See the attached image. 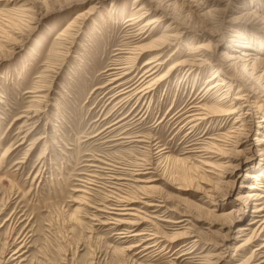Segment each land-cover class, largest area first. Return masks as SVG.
<instances>
[{
	"label": "rangeland",
	"instance_id": "rangeland-1",
	"mask_svg": "<svg viewBox=\"0 0 264 264\" xmlns=\"http://www.w3.org/2000/svg\"><path fill=\"white\" fill-rule=\"evenodd\" d=\"M202 41L210 53L191 54ZM152 58L156 80L203 64L143 94ZM262 71L264 0H0V264L247 261L260 241L235 251L253 214L238 200L264 186ZM197 105L236 112L193 123Z\"/></svg>",
	"mask_w": 264,
	"mask_h": 264
},
{
	"label": "bare ground",
	"instance_id": "bare-ground-1",
	"mask_svg": "<svg viewBox=\"0 0 264 264\" xmlns=\"http://www.w3.org/2000/svg\"><path fill=\"white\" fill-rule=\"evenodd\" d=\"M138 0H136L137 2ZM142 9V8H141ZM135 15H138V14H135ZM140 16H133V18L129 19L128 22H132L131 25L135 24L136 22H138L139 20L141 21V17L142 15L139 14ZM149 21V20H148ZM153 21V19L151 20ZM160 20H154L153 22H149L147 24H145L143 26L144 29H148L150 25H152L153 23L155 22H158L159 23ZM143 30V29H142ZM147 31V30H146ZM175 40L177 41V37L175 35H170V36H165V37H162L156 41H153L151 45L147 46V48H136L134 49V55H138L139 53H143L144 51H160L162 49H164L165 47H168V46H173L172 43L175 42ZM130 48V47H129ZM147 49V50H146ZM192 52L191 54H209L210 51H211V43L210 41H202V43H199V44H196L192 47L189 48ZM202 56V57H205V56ZM243 55V54H242ZM195 60V59H194ZM203 60V59H202ZM202 60L199 58V59H196L195 61H182V62H178V63H174V65H172L170 68H168L167 70V74H169L170 72H174L176 70H178L179 68H184V67H188V70L190 71V69H193V68H197V67H201L203 62ZM159 61V58H152L150 60H147L145 63H144V67L146 68H149L150 66H152L149 70V71H145V73L135 82V88L136 87H139V89L141 88V92L140 93H148V90L152 87V86H156L157 83H159L160 81H164V79L167 78V74L166 76H159L157 77V80L155 78H153L152 75H154L156 73V68H159L162 64ZM198 62V63H197ZM207 63V62H206ZM205 63V64H206ZM208 64V63H207ZM129 66V65H128ZM143 67V66H142ZM116 70V69H114ZM119 70V69H118ZM134 71V70H133ZM218 72H214L213 76L207 80V83L210 84L208 86V90L210 91H213V94L217 93L220 91L221 88H223L225 86V84L223 83H220L217 84L215 83V80L217 78H219L220 76L217 74ZM118 75V74H116ZM127 75L126 74H123L119 73V78L121 79V77ZM156 75V74H155ZM152 76V77H151ZM264 76V71H262V74L260 75V78L262 77L263 78ZM113 77V76H112ZM126 77V76H125ZM118 77L116 79H119ZM151 78V79H150ZM115 79V80H116ZM150 79V80H149ZM132 80V79H130ZM240 88V87H239ZM131 90L132 87L130 86V88H127L125 89L124 92L121 93V95H125V94H129L131 93ZM135 90V89H134ZM139 91V90H138ZM37 92V91H36ZM202 92V91H201ZM239 92V91H238ZM34 93V92H33ZM139 93V94H140ZM150 93V92H149ZM138 94V93H137ZM136 94V95H137ZM126 95V96H127ZM141 95V94H140ZM134 96V95H133ZM43 98V97H42ZM234 100L236 101H240V100H243L242 97L240 96H235L233 98ZM41 100V99H40ZM130 100V99H129ZM35 102V101H34ZM40 102V101H39ZM246 102V101H245ZM193 107V106H192ZM191 107V108H192ZM205 107V106H204ZM243 107V106H242ZM241 107V108H242ZM220 108V107H219ZM251 108H256V106H251ZM220 109H223V108H220ZM220 109H216L214 111H212V109L210 108H203V106H194L192 108L191 111H189L191 113V115L189 116V120L190 122H199L200 121H204L210 117H213V116H226V115H231L233 113L236 112V110H233V108L231 107H228V109H225L224 111L220 110ZM187 111V112H188ZM189 113V114H190ZM249 113V112H248ZM246 113L247 115H251V114H248ZM242 115V114H241ZM239 117L236 118L235 121H233L234 123L238 122ZM261 123L264 122V119H262L260 121ZM259 122V123H260ZM119 124V123H118ZM193 126V124H192ZM116 128V127H115ZM193 128V127H192ZM105 129V128H104ZM110 131V130H109ZM227 136V135H225ZM230 138V137H228ZM124 139V138H123ZM125 140V139H124ZM127 140V139H126ZM140 140V139H139ZM259 141V139H257ZM145 141V140H144ZM217 141V140H216ZM220 141V140H219ZM225 142V141H224ZM223 142V143H224ZM138 143V142H137ZM260 144H256V145H263L264 144V140L263 139H260ZM226 144V142H225ZM206 145V144H205ZM212 145V144H210ZM224 146V145H223ZM207 147V146H206ZM214 147V146H213ZM201 149V148H200ZM207 153H210L212 154L211 152V149L209 150H206ZM205 152V153H206ZM214 152V151H213ZM204 153V154H205ZM215 154V153H214ZM260 156L262 158H264V149L263 151L260 153ZM137 165V164H136ZM134 167V166H133ZM136 167V166H135ZM143 168V167H142ZM125 171V170H124ZM138 171V170H137ZM141 171V170H140ZM134 172V170H133ZM138 173V172H137ZM146 173V172H145ZM135 174V173H134ZM140 174V173H139ZM144 174V172H143ZM137 175V174H136ZM145 175V174H144ZM141 176V175H140ZM139 177V176H138ZM250 178L254 179L256 182L259 181V177H255L254 174L250 176ZM135 181V180H134ZM143 183H146V182H143ZM264 186L261 185V182H257V183H253V184H249L248 186H246V189L248 190V193L246 195H244V197H240V200L238 201H241V202H244L246 203L247 201H249V203H251L253 201V209H252V219L250 222H248L246 225H244L243 227H240V229L238 228L237 229V233H239V237H244V236H247V232L249 231L250 232V235L247 236L248 238H245V240L243 242H240V244H238L236 247H235V251L239 252V253H242L243 251L246 250V248H248L249 246H251L253 243H255L256 241H260V244L258 245L257 248H255L250 257L248 258L247 261H243L241 264H251V260H253L254 258L256 257H259V255L263 254L264 253V195H261V194H258V191L263 188ZM151 187L149 186V189ZM143 189V188H142ZM145 189V187H144ZM143 189V190H144ZM148 189V187H147ZM263 190V189H262ZM144 192V191H143ZM144 196V195H143ZM129 198V197H128ZM136 199V198H135ZM148 199V198H147ZM144 200V199H143ZM140 202V201H139ZM121 203V202H120ZM124 203V202H122ZM146 203V202H145ZM129 204V203H128ZM131 204V203H130ZM152 204V203H151ZM133 205V204H132ZM155 205V204H153ZM121 206V205H120ZM145 206V205H144ZM149 206V205H148ZM152 207V206H151ZM108 209V208H107ZM129 209V208H128ZM132 210V209H131ZM121 211V209H120ZM124 211V210H123ZM230 212H235V210L233 209L232 211ZM125 214V213H124ZM186 221V220H185ZM122 223V222H120ZM255 225V229L252 230L251 229V226ZM250 227V228H248ZM151 235V234H150ZM240 241V240H239ZM19 253L16 252L14 255H17ZM20 254V253H19ZM260 257H263V256H260ZM261 263H264V261H261Z\"/></svg>",
	"mask_w": 264,
	"mask_h": 264
}]
</instances>
